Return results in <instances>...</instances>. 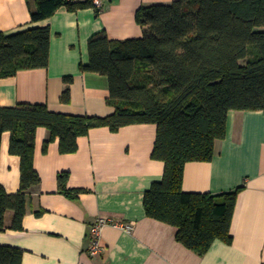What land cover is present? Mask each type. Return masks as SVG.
Here are the masks:
<instances>
[{
  "label": "crops",
  "instance_id": "1",
  "mask_svg": "<svg viewBox=\"0 0 264 264\" xmlns=\"http://www.w3.org/2000/svg\"><path fill=\"white\" fill-rule=\"evenodd\" d=\"M174 1L100 0V10L61 7L32 23L34 0H0L4 35L37 27L50 30L48 66L0 79V107L44 105L54 113L111 115L107 77L80 70L89 62L88 41L100 33L116 41L139 39L143 30L135 21L137 10ZM66 88L69 100L63 102ZM48 138L45 128H37L33 167L40 181L29 191L22 229L0 232V246L22 251L21 264H264L263 112L229 111L225 138L215 142L213 159L184 166L186 193L220 195L243 186L230 224L231 243L215 241L203 256L179 244L175 228L145 215L144 193L164 172L163 162L151 158L156 125L132 124L117 132L91 129L77 139L72 154H60L57 141L43 152ZM9 139L8 132L2 134L0 185L14 194L20 186V159L9 153ZM61 173L68 174L69 190L82 191L74 199L58 193ZM98 219L107 222L100 238L103 251L90 256V227ZM11 220L7 211L6 227Z\"/></svg>",
  "mask_w": 264,
  "mask_h": 264
},
{
  "label": "trees",
  "instance_id": "2",
  "mask_svg": "<svg viewBox=\"0 0 264 264\" xmlns=\"http://www.w3.org/2000/svg\"><path fill=\"white\" fill-rule=\"evenodd\" d=\"M32 23L89 3L34 0ZM139 39L116 41L100 33L88 41L83 72L107 77V117L54 113L44 105L0 107V143L10 134L9 153L20 159V186L7 194L0 185V232L22 229L29 191L39 184L33 167L35 131L45 128V152L57 141L60 154L77 150L89 130L111 132L132 124L156 125L151 158L163 162L162 179L144 193L148 218L175 228V240L198 256L215 241L230 244V224L239 186L220 195L186 193L188 162H210L216 141L226 134L229 111L264 114V0H176L141 7L135 14ZM50 30L30 28L11 35L0 31V79L22 70L44 69L49 62ZM66 79L65 82H70ZM66 88L61 101L68 102ZM67 173L57 176L58 193L74 199L82 191L67 188ZM12 212L9 227L4 217ZM40 215L41 212H36ZM22 251L0 246V264H21Z\"/></svg>",
  "mask_w": 264,
  "mask_h": 264
},
{
  "label": "built area",
  "instance_id": "3",
  "mask_svg": "<svg viewBox=\"0 0 264 264\" xmlns=\"http://www.w3.org/2000/svg\"><path fill=\"white\" fill-rule=\"evenodd\" d=\"M67 2H72V3H89L90 7L100 10L101 8V2L100 0H65ZM107 224L106 221L102 219H98L95 221L91 227H90V243L88 247V254L90 256H96L102 253L103 247L101 246L100 243V238H101V231L102 228ZM125 229H129V227H125Z\"/></svg>",
  "mask_w": 264,
  "mask_h": 264
}]
</instances>
